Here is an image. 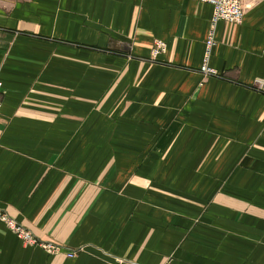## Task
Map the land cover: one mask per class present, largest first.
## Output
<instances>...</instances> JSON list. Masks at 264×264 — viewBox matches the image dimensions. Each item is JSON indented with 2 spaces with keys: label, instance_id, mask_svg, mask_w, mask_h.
I'll return each mask as SVG.
<instances>
[{
  "label": "crops",
  "instance_id": "0c3cea01",
  "mask_svg": "<svg viewBox=\"0 0 264 264\" xmlns=\"http://www.w3.org/2000/svg\"><path fill=\"white\" fill-rule=\"evenodd\" d=\"M211 16L0 0V210L63 248L0 222V264H264V0L218 23V77Z\"/></svg>",
  "mask_w": 264,
  "mask_h": 264
},
{
  "label": "built area",
  "instance_id": "2783aa9c",
  "mask_svg": "<svg viewBox=\"0 0 264 264\" xmlns=\"http://www.w3.org/2000/svg\"><path fill=\"white\" fill-rule=\"evenodd\" d=\"M197 2L208 3L212 6V16L209 21V29L204 41V56L203 62L199 71L204 76H220L219 73L210 66V58L216 44V27L220 21L227 23L239 24L244 16V0H195ZM162 43H157V48H161ZM155 49V53L156 50ZM0 82V111L2 107V91ZM253 88L264 93V79H256L253 83ZM0 222L5 224L7 228L24 244L39 246L49 254H58L62 251V247L49 241L38 239L27 227L16 219L11 218L6 213L0 210ZM67 257L75 256L73 250H68Z\"/></svg>",
  "mask_w": 264,
  "mask_h": 264
}]
</instances>
